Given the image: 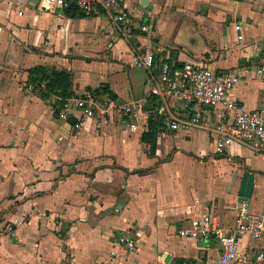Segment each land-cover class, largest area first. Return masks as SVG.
<instances>
[{
    "label": "crops",
    "instance_id": "1",
    "mask_svg": "<svg viewBox=\"0 0 264 264\" xmlns=\"http://www.w3.org/2000/svg\"><path fill=\"white\" fill-rule=\"evenodd\" d=\"M41 3L0 0V264H113L110 252L124 229L137 243L128 264H217L215 237L197 241L180 231L207 214L231 228L238 207L247 205L238 197L246 170L255 175L246 209L264 211V166L249 153L263 162L264 156L237 143L219 153L212 130L218 108L163 102L151 95V75L133 59L153 53L154 74L164 60L239 72L228 98L262 108L264 0H149L148 6L125 0L130 40L103 13L44 11ZM146 25L150 30L141 32ZM255 55V71L241 65ZM34 67L70 74L73 96L93 93L118 106L76 130L77 113L61 119L53 97L28 89ZM192 116L204 126L167 124ZM150 118L154 151L142 140ZM12 224L16 238L8 232ZM255 246L244 241L241 248ZM168 254L170 263L163 260Z\"/></svg>",
    "mask_w": 264,
    "mask_h": 264
},
{
    "label": "built area",
    "instance_id": "2",
    "mask_svg": "<svg viewBox=\"0 0 264 264\" xmlns=\"http://www.w3.org/2000/svg\"><path fill=\"white\" fill-rule=\"evenodd\" d=\"M52 8H59L63 12L75 9L84 14L103 13L112 22L120 37L130 40L134 35V27L124 10L125 0H42V10ZM140 30L148 32L150 28L146 25ZM236 30L239 33L238 40L242 41V26L238 24ZM133 66L151 75L150 93L163 102L179 100L188 105L218 108V122L212 130L216 135V149L219 153L237 143L249 148L256 155L264 156V107L250 110L228 98V93L241 80L239 72H220L209 64L186 63L176 67L169 60H164L159 72L154 74L155 57L151 52L136 53ZM257 73L264 74V67L257 69ZM45 86L46 82H42L38 88L29 84L28 89L37 91ZM59 101H63L62 105L58 104ZM52 105L58 106V117L61 119L67 120L74 113L78 114L74 123L76 130H80L100 112L118 106L112 101L104 103L93 93L65 99L53 96ZM124 111L130 113L131 108L123 107L122 112ZM167 124L173 130H191L204 126L198 116L186 119L169 118ZM8 232L12 237H17L13 224L8 226ZM180 234L197 241L209 236L215 237L221 244L217 264H264V211L252 213L243 205L238 207L234 225L229 229L220 227L216 218L207 214L192 228L181 230ZM244 241L249 246L254 243L256 246L244 251L241 248ZM136 248L132 230H121L116 245L110 252L113 264H128V258Z\"/></svg>",
    "mask_w": 264,
    "mask_h": 264
},
{
    "label": "trees",
    "instance_id": "3",
    "mask_svg": "<svg viewBox=\"0 0 264 264\" xmlns=\"http://www.w3.org/2000/svg\"><path fill=\"white\" fill-rule=\"evenodd\" d=\"M29 84H34L36 88L42 82H46L44 89L37 90V92L44 98L50 99L53 96H58L62 99L73 96L70 88V74L67 72H56L49 74L44 67H34L29 70ZM63 101H59L58 104L62 105ZM161 103L156 106L160 108ZM59 112V111H58ZM156 124L153 118H150V129L142 136L143 142L151 146V150H155L156 145Z\"/></svg>",
    "mask_w": 264,
    "mask_h": 264
},
{
    "label": "water",
    "instance_id": "4",
    "mask_svg": "<svg viewBox=\"0 0 264 264\" xmlns=\"http://www.w3.org/2000/svg\"><path fill=\"white\" fill-rule=\"evenodd\" d=\"M139 1L142 6H148L149 4V0H139ZM259 60L260 57H258V55H255L250 61L241 59L240 63L241 65L245 64L249 70L255 71ZM69 121H71V118L69 119ZM75 121L76 120H74L73 123H75ZM254 189H255V175L252 172L246 170L243 172L240 189L238 193L239 201L247 203L246 208H248V203L251 201L253 197ZM163 259L166 263H170L173 261L171 254L164 256Z\"/></svg>",
    "mask_w": 264,
    "mask_h": 264
},
{
    "label": "rangeland",
    "instance_id": "5",
    "mask_svg": "<svg viewBox=\"0 0 264 264\" xmlns=\"http://www.w3.org/2000/svg\"><path fill=\"white\" fill-rule=\"evenodd\" d=\"M249 156H253V161H255V163L258 165V166H264L263 165V158L261 157V156H254V155H252L251 153H249ZM62 249V248H61Z\"/></svg>",
    "mask_w": 264,
    "mask_h": 264
}]
</instances>
